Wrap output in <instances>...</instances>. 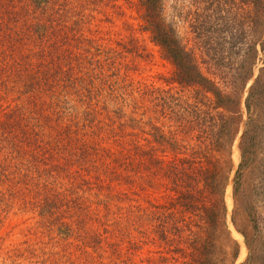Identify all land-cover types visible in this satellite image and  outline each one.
Segmentation results:
<instances>
[{"label": "rangeland", "instance_id": "obj_1", "mask_svg": "<svg viewBox=\"0 0 264 264\" xmlns=\"http://www.w3.org/2000/svg\"><path fill=\"white\" fill-rule=\"evenodd\" d=\"M0 1V264H176V246L142 233L150 230L145 214L175 207L176 193L157 161L174 151L153 142L151 128H174L152 99L174 86L173 65L146 30L140 1L54 0L42 10ZM204 2L163 0L162 15L198 59L239 60L243 7L223 13L224 37L236 33L237 41H203L190 22L199 25ZM43 24L49 41L37 39ZM262 65L258 59L254 74ZM232 152L231 176L236 144ZM258 175L245 171L241 204L231 184L225 192L219 243L226 231L238 241L236 264L247 247L231 216L257 238L245 203H253Z\"/></svg>", "mask_w": 264, "mask_h": 264}, {"label": "trees", "instance_id": "obj_2", "mask_svg": "<svg viewBox=\"0 0 264 264\" xmlns=\"http://www.w3.org/2000/svg\"><path fill=\"white\" fill-rule=\"evenodd\" d=\"M139 1L146 30L173 65L167 82L174 86L165 91L166 96L155 94L152 99L174 128L164 131L163 125L157 127L154 123L151 128L154 130L152 141L174 151L172 159L162 157L157 161L161 162L158 171L163 170L171 178V189L176 193L175 207H161L145 214L150 230L142 233L153 243L160 239L168 250L176 246L172 250L179 255L175 257L176 264H236L240 254L238 241L226 231L228 240L219 243L221 225L225 224L227 215L225 192L231 184L234 204H241L243 175L253 168L259 174L258 181L254 185L253 203L248 205L247 201L245 211L257 238L249 240L237 227L233 215L231 222L247 247V256L239 264H264V0H201L205 1L204 15L199 25L194 20L190 22L194 39L237 41L236 33L225 39L223 13L236 5L237 12L243 7V33L238 39L244 41L243 55L237 61L198 59L192 48H187L183 42L189 40L179 36L175 27L165 21L163 0ZM52 2L54 0H26L25 6L42 10ZM197 2L192 0L193 5ZM1 3L0 8H4L6 5ZM43 26L45 29L38 33L37 39L49 41L47 27ZM258 59L263 65L254 74ZM205 64L206 68L212 66L216 71L208 74L204 70ZM100 73L104 74L103 68ZM112 75L116 77L113 82L118 83L121 78L116 75V70ZM76 79L71 81L72 88L79 91L81 86ZM108 86L115 90L113 83ZM88 90L91 93L92 89ZM145 114L146 109L142 112ZM235 144L238 164L231 176ZM139 222L137 228L142 227Z\"/></svg>", "mask_w": 264, "mask_h": 264}]
</instances>
